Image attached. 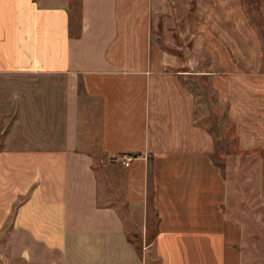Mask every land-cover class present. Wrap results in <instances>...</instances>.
I'll return each instance as SVG.
<instances>
[{
	"label": "crops",
	"instance_id": "1",
	"mask_svg": "<svg viewBox=\"0 0 264 264\" xmlns=\"http://www.w3.org/2000/svg\"><path fill=\"white\" fill-rule=\"evenodd\" d=\"M79 1L76 17L73 0H0V233L10 258L148 264L101 187L99 157L125 171L129 206L146 212L150 197L154 264H257L213 156L216 117L191 75L211 76L230 104L240 148L264 149V87H245L264 85V0ZM244 53L250 66L229 61ZM259 178L264 212V155Z\"/></svg>",
	"mask_w": 264,
	"mask_h": 264
},
{
	"label": "rangeland",
	"instance_id": "2",
	"mask_svg": "<svg viewBox=\"0 0 264 264\" xmlns=\"http://www.w3.org/2000/svg\"><path fill=\"white\" fill-rule=\"evenodd\" d=\"M53 2L56 0H51V3ZM72 5H74L75 15L78 16L80 1L73 0ZM204 55V53H197L195 59L202 62L206 58ZM184 58L186 60L187 56L184 55ZM252 59L253 56L246 53L243 54L242 58L229 56V61H239L241 66L246 67L247 65L250 66ZM246 67L240 70L245 71L248 75L254 73L253 76L256 78L259 76L257 67L254 69H247ZM191 76L196 77L191 79L192 87L196 89L199 97L206 101L204 103L205 112L210 109L213 112L212 117H216V125L210 127L214 138L213 156L224 170L230 183L229 204L234 208L232 214L243 219L250 226L249 231L252 234L250 239L253 240L252 243L254 242L255 250L253 257L258 259L257 264H264V222L262 221L264 220V212L259 208V159L264 155V149H241L238 144L240 135L229 115L230 104L220 102V95L213 86L211 76L201 75L197 72ZM199 77L203 82L198 79ZM245 87L249 91L258 87L262 88L264 85L247 84ZM202 112L205 113L203 110ZM110 163L107 160L101 162L99 157L96 160L101 187L102 189L105 186L109 188L111 196L108 200L115 203L122 212L130 239L133 240L142 255L146 252L149 253V256H144L147 263L154 264L153 251L152 248H148V245L151 244L155 236L157 218L150 197H148L146 212L139 210L136 206H129L125 197V171L119 166H110ZM149 195H151V190ZM260 217L262 220L259 219ZM7 242L5 233L1 232L0 264H19L10 258Z\"/></svg>",
	"mask_w": 264,
	"mask_h": 264
},
{
	"label": "trees",
	"instance_id": "3",
	"mask_svg": "<svg viewBox=\"0 0 264 264\" xmlns=\"http://www.w3.org/2000/svg\"><path fill=\"white\" fill-rule=\"evenodd\" d=\"M74 5H72L71 6V8L73 9L74 7H73ZM80 8H81V5L79 6ZM73 12H74V9H73ZM79 13H80V9H79ZM74 15H75V13H74ZM76 16V15H75ZM77 17V16H76ZM75 18V17H74ZM74 18L72 17V21L74 22V25H75V21H76V19H78V18H75V20H74ZM79 20V19H78ZM135 156H138V154H135ZM130 238V237H129Z\"/></svg>",
	"mask_w": 264,
	"mask_h": 264
}]
</instances>
